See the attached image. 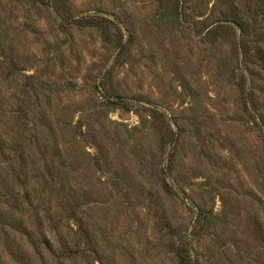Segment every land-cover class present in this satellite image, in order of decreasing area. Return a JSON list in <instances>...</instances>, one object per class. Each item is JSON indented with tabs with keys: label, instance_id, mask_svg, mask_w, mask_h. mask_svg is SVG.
Here are the masks:
<instances>
[{
	"label": "rangeland",
	"instance_id": "374dc122",
	"mask_svg": "<svg viewBox=\"0 0 264 264\" xmlns=\"http://www.w3.org/2000/svg\"><path fill=\"white\" fill-rule=\"evenodd\" d=\"M0 264H264V0H0Z\"/></svg>",
	"mask_w": 264,
	"mask_h": 264
},
{
	"label": "trees",
	"instance_id": "16d2710c",
	"mask_svg": "<svg viewBox=\"0 0 264 264\" xmlns=\"http://www.w3.org/2000/svg\"><path fill=\"white\" fill-rule=\"evenodd\" d=\"M47 242V241H46Z\"/></svg>",
	"mask_w": 264,
	"mask_h": 264
}]
</instances>
